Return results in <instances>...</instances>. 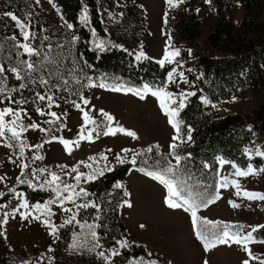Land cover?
<instances>
[{
    "label": "rangeland",
    "instance_id": "obj_1",
    "mask_svg": "<svg viewBox=\"0 0 264 264\" xmlns=\"http://www.w3.org/2000/svg\"><path fill=\"white\" fill-rule=\"evenodd\" d=\"M35 2L42 20L46 22L52 20L53 23L56 21L67 27L58 6L52 0H35ZM116 3L124 8L134 6L141 8L144 30L138 29V25L135 24L136 37L140 39L137 41L135 37L132 39L137 54L143 51L149 59L159 61L164 58L166 50L171 52L179 49V55L174 57L172 62H165V64H174L169 72L172 73V79L170 80L168 76L165 86H148L152 91L164 89L171 93L172 86L176 84L184 94L188 87L187 73L193 70L196 59L192 54L186 56L183 53L186 50L185 44L176 42L172 34L164 30L167 14L177 19L182 11V3L175 7L169 5L168 0H116ZM3 12L5 7L0 0V14ZM197 12L202 18L198 39L200 42H205L217 17L205 8ZM246 16L244 6L235 0L231 13L234 26L239 27L241 20ZM131 19L136 17L132 15ZM262 21L264 23V14ZM112 27L119 29L120 26L112 24ZM180 73H183V77ZM54 83L55 80H51V86ZM102 83L104 87L100 86ZM144 85L147 84H143L139 89H133L107 85L102 80L99 82L89 80L81 89L80 98L77 100L74 93L70 96L64 93L58 99L61 105L55 106L54 103L57 102L48 99L55 91L49 88L50 96L40 93L39 96H44L45 99L40 100L37 97L36 101L27 104L20 97L9 92L10 89L0 72V89H2L0 110L12 108L19 112L21 119L17 121L15 127L17 131H20L21 125L26 128L18 139H10L11 132L7 129L5 136L0 137V177H3L0 180V193L6 185H12L23 178L27 180L30 175L45 167L64 166L68 173L82 164L83 170L78 171L76 175L83 174L84 179L88 181L92 180L88 178L89 176L98 178L101 173L111 169L118 157L123 161H132L135 158V162L138 161L143 167L135 165L131 169L127 179L128 198L119 209V216L128 232L124 240L145 245L169 264H242L245 259H248L250 264H260V260H264V244L255 241L264 238L258 239L252 229L264 223V200L249 199L243 195V192L264 194V171H259L264 168V156L257 155V151L264 152V142L257 138L244 149L248 158L253 159L257 156L262 158V163L258 167L250 164L257 170L255 174L237 176L235 173L238 169L246 171L249 165L242 168L236 162L219 157L218 172L212 187L211 177H207V181L200 180L197 176L182 170V159L177 163L176 156L180 154L176 149L173 153L171 147L174 143L179 145V140L174 139L177 136L176 128L170 123L171 118L162 107L161 98L153 95L152 91L145 92ZM115 87H120L122 90L113 91ZM136 90H140V95H137ZM141 96L144 98L142 99ZM256 96V93L247 88L237 97L227 101L212 103L205 99V111L212 117L224 116L227 113L247 115L258 103ZM85 99L89 101L88 104L84 103ZM165 102L168 107L174 108L172 100L165 98ZM65 104L66 106H62ZM52 112L56 113V117L51 115ZM84 112H88L95 120V124L87 125L84 131V135H87L88 129H94L91 139L79 138L84 126ZM102 112L110 114L114 119L108 121ZM14 119L12 114L4 117L9 126H12L10 122ZM32 124L38 127H30L29 125ZM109 125L113 129L122 126L135 132L136 136L132 137L120 131H116L115 135H105L104 132ZM63 140L78 141V144L71 143L66 146ZM9 143L12 145L11 148L7 146ZM21 144L24 145L23 149ZM37 145L41 146L37 147ZM149 147L155 149V155H145V150ZM124 149L130 151L124 152ZM37 157L41 158L37 159ZM169 165L178 169L176 177L184 182L185 192H191L193 198L201 205L197 209V217L200 219L196 225L193 224L191 212L185 210L186 206L172 208L168 205L166 186L147 174L162 171ZM52 174H49L51 183H48L56 190L53 197L44 202L30 203L25 192L17 190L15 193V198L19 200L17 206L11 208L7 203L0 205L1 220L7 221L2 222L0 233V238L4 241V245L0 246V264H101L104 259L99 253L106 254L112 251V247L108 245L109 242L112 243V239L105 237L108 228L102 227L99 217L83 216V218H75L70 224L65 223L75 215L78 199L84 195L81 190L85 191L79 188L65 191L64 185L60 184V175L56 174L59 179L53 180ZM231 181L239 183L240 195H237V188ZM225 183L227 187H221ZM73 193L79 195H74L72 200L64 199ZM217 193L219 198H216ZM25 201L28 207L23 206ZM50 201L55 203H49ZM207 201L213 202L208 203L206 207L203 206V202ZM230 202L239 206L233 207ZM37 204L41 206L39 209L34 207ZM65 209L72 211L68 212ZM21 214L27 216V219ZM37 216L40 219H36ZM45 220L50 223L45 224ZM89 225L96 227L89 228ZM225 225L229 226L230 233H238L242 237L251 232L254 242L247 244V247L259 259H251L245 251V245L231 241L229 244L217 243L215 247L206 250L204 240L196 235L197 230L211 242L214 234L221 233ZM52 226L57 229L54 234ZM93 231L96 233L95 239L92 236ZM74 243L77 245L75 248L72 247ZM126 264L158 263L154 260L136 259Z\"/></svg>",
    "mask_w": 264,
    "mask_h": 264
},
{
    "label": "trees",
    "instance_id": "obj_2",
    "mask_svg": "<svg viewBox=\"0 0 264 264\" xmlns=\"http://www.w3.org/2000/svg\"><path fill=\"white\" fill-rule=\"evenodd\" d=\"M52 1L58 6L67 27L56 21L42 20L35 0H2L5 12L0 14V65L4 67L2 76L9 92L29 104L36 101L40 93L50 96L48 90L53 88L55 92L50 97L57 102L54 105L59 106L58 99L64 93L69 96L74 93L76 100L79 99L81 89L89 80H102L107 85L133 89H139L143 84L152 87L166 85L173 63L161 65L149 58L136 59L132 39L135 37L137 41L140 38L136 37L134 25H138V29L144 28L140 7L124 8L116 0ZM238 1L247 16L237 28L231 17L235 0H183L179 17L175 19L167 14L164 25L165 32L171 33L176 42L185 44L183 53L186 56L192 54L196 59L193 70L187 73L185 95L181 96L176 84L171 89L174 108L181 100L184 103L176 117L180 122L181 137L176 152L182 157L181 167L185 173L203 181L211 177L212 187L219 157L236 162L242 168L250 164L258 167L262 163L259 156L248 158L244 149L257 138L264 142V0ZM203 8L216 15L217 21L205 42H200L202 18L197 11ZM85 9L86 22L81 20ZM8 12L15 14L26 27L21 28L17 21L5 15ZM132 15L136 19H131ZM112 24L120 26L119 29L113 28ZM24 31L29 33L28 39L24 38ZM24 44L36 49V53L25 52ZM28 63L33 68H27ZM13 68L16 73L11 71ZM51 80H55L52 86ZM247 88L256 93L258 99L249 114L227 113L212 117L205 111V99L212 103L227 101ZM189 130L190 141L187 139ZM149 148L151 151L145 150L144 154L155 155V149ZM138 163L116 160L111 169L88 181L83 175L77 179V172L83 170L82 164L68 173L64 166L45 167L27 180L23 178L6 185L0 195V205L17 206V190L24 191L30 203L46 201L56 191L48 183L49 174H58L64 187L69 185L71 189H84L87 193L78 199L77 205L89 206L76 207L75 218L99 217L102 227L108 228L105 237L112 239V243H108L112 251L104 254L101 264H126L136 259L169 264L145 245L124 240L128 232L119 209L128 198L130 171ZM1 229L0 216V233ZM254 235L258 239L264 238V228H258ZM121 241L125 246H121ZM1 245H4L3 238H0ZM113 251L118 254L113 256Z\"/></svg>",
    "mask_w": 264,
    "mask_h": 264
},
{
    "label": "snow or ice",
    "instance_id": "obj_3",
    "mask_svg": "<svg viewBox=\"0 0 264 264\" xmlns=\"http://www.w3.org/2000/svg\"><path fill=\"white\" fill-rule=\"evenodd\" d=\"M168 3H169V5H172V6L175 7V6H178L179 3H183V0H175V2H174V0H168ZM5 15L11 17V19L14 20V21H17V23L19 24V26L21 28H25L26 27L22 22H20L18 20L17 16L15 14H13L12 12L5 13ZM81 20H83L85 22L88 20L87 10L86 9H85V12L81 16ZM68 27L71 28L72 25L69 24ZM23 35H24L25 39L29 38V33L27 31H24ZM13 39H15V37H13ZM23 48H24L25 52H28L30 54L36 53V51H37L36 49L31 48L28 44H24ZM178 55H179V49H176L175 51H171V52L166 50L164 58L159 60L158 63L163 65V64H165L166 61L167 62H172L174 57H176ZM141 58L148 59L146 53H144L143 51H140L136 55V59L137 60H140ZM27 68L31 69V68H33V65L31 63H28L27 64ZM3 71H4V67H3V65H0V72H3ZM11 71L14 72V73L17 72V70L15 68L11 69ZM17 75H19V74L17 73ZM180 76L183 77V73H180ZM169 79L170 80L172 79V73H169ZM44 83H46V81H44ZM100 86L104 87L105 85L102 83ZM21 87H24V85H21ZM112 90L113 91H121L122 89L120 87H115ZM0 91H2V89H0ZM128 91H133V90L132 89H128ZM144 91L148 92V91H152V89L148 85H144ZM136 93H137V95H140V90H136ZM152 94L156 95V96H159L161 98L162 107L165 108L167 114L171 118L170 119V123H173V125H174V127L176 128V131H177V136L174 139L180 140L181 139V137L179 136L180 122L177 121L175 118L179 115V109H182L184 107L183 101L181 100V102L179 103L177 108H170V107H168V104L165 102V98H167L168 100H172V97L174 96L173 93L166 92L164 89H158L156 91H152ZM184 95L185 94L181 93V96H184ZM141 98L143 99L144 97L141 96ZM39 99L43 100V99H45V97L44 96H39ZM48 99L51 101L52 98L48 97ZM88 102L89 101L87 99L84 100L85 104H88ZM172 102H175V101L173 100ZM18 103H22V102H18ZM76 106L79 107V105H76ZM21 111H23V109H21ZM38 111H39V109H38ZM8 114H12L15 117V119L10 122V124L12 126H9V123H6L5 120H4V117L6 115H8ZM41 114H43V113H41ZM102 114L107 118L108 121H112L114 119V117H112L108 113H103L102 112ZM51 115L56 117V113L55 112H52ZM20 119H21L20 113L14 111L12 108H5V109L0 110V137L5 136V129H7V131L11 132L10 139H18L19 136H20V133L23 132V131H26V128L23 125L20 126V131H17L15 125H16L17 121H19ZM57 119H59V117H57ZM89 124H95V120L92 117H90L88 112H84V126H82V129H81V134H80V137H79L80 139H91L92 138V132L94 131V129H88L87 130V135H84L85 128ZM29 126L33 127V128L38 127V125H36V124H32V125H29ZM116 131L124 132L127 135L132 136V137L136 136L135 132H133L131 130L124 129L122 126H117L116 129H113L110 125L108 126V129H107V131L104 132V134L105 135H109V134L115 135ZM187 139L189 141L192 139L191 130H189V133L187 135ZM63 143L66 146H68L71 143H77L78 144V141L77 142H73V141L63 140ZM7 146L10 147V148L12 147L11 143H9ZM40 146L41 145H37V147H40ZM23 147H24V145L21 144V149H23ZM171 147L173 149V153H175V149L178 147V145L174 143L173 145H171ZM70 150L71 149L69 148V151ZM123 151L124 152H128L130 150L129 149H124ZM147 151H151V148L147 149ZM257 155L264 156V152L257 151ZM40 158L41 157H37V159H40ZM105 159H106V157H105ZM181 159L182 158L179 155L176 156L177 163H179ZM117 160H118L119 163H123L124 162L119 157L117 158ZM132 163H135V158H133ZM23 167H27V165H23ZM41 171H43V170H41ZM74 171H75V169H74ZM177 171H178V169H176L172 165H169L167 168H164L162 171L148 172L147 174L152 176L154 179L159 180L162 184H164L166 186V188L168 189L167 203H168V205L170 207H172V208H181V207L187 206L185 210L191 212L193 224L196 225L198 219H200V218L197 217V209L201 205H200V203H198L193 198V194L191 192H185V188L183 186L184 182L180 181L176 177V172ZM259 171H264V168H261ZM256 172H257V170L252 168L251 165H249V167H248V169L246 171L238 169L236 171L235 175H237V176H247V175H250V174H255ZM101 174H103V173H101ZM81 175H83V174H81ZM52 176H53V180H58L59 179V177H57L55 173H53ZM79 178L80 177L77 176L78 180H79ZM88 178L89 179H94L95 177L94 176H89ZM2 179H3V177H0V180H2ZM49 183H51V181ZM231 183L235 184V186L237 188V195H240L241 194V188H240L239 183L237 181H231ZM117 186L119 187V185H117ZM221 187H227V183L222 184ZM64 190L65 191H70L71 190V186L65 185ZM81 193L84 194V195H87V193L83 192V190H81ZM0 195H3V194L0 193ZM58 195H59V191H58ZM74 195H79V194L73 193V195H69V196L65 197L64 199L72 200L74 198ZM243 195H245L249 199L264 200V194H261V193H251V192L244 191ZM173 198H175V199H173ZM216 198H219V194L218 193H217ZM178 201H180V202H178ZM211 202H213V201L203 202V206L206 207L207 204L211 203ZM49 203H55V201H50ZM230 203H232V202H230ZM61 204H63V200H61ZM23 206L24 207H28L27 201L24 202ZM88 206H89L88 204L77 205V208H80V207H85L86 208ZM129 206H131V205H129ZM232 206L233 207H238L239 205H237L235 203H232ZM34 207L39 209L41 206L37 204ZM45 207L47 208V205H45ZM17 211H19V209H17ZM48 211H49V214H51L50 208L48 209ZM65 211L71 212L72 209H65ZM21 215L23 216V218L27 219V216H24V214H21ZM35 218L36 219H40L39 216H37ZM73 220H75V215H73L71 218L66 220L65 223H69L70 224V223L73 222ZM2 222L6 223L7 221L3 220ZM205 222L206 223H216V224H220L221 223L219 221H216V222L205 221ZM44 223L45 224H49L50 222L48 220H45ZM88 227L89 228H93V227H96V225H89ZM228 228H229V226L225 225L224 230L221 233L214 234L213 241H211V242L205 236H203L202 233L199 230H197L196 235L201 240H204L205 249L206 250L210 249L211 247H215L217 243H219V244H229L230 241H231V242H234L236 244L245 245V251L247 252V255L251 259H253V260L259 259V257L255 256L253 254L252 250L247 247V244L254 242V238L252 237V233L249 232L246 236L242 237L238 233H230ZM258 228H264V225L256 226L255 228L252 229V232L257 231ZM56 231H57L56 227L52 226L53 234ZM92 236H93L94 239L97 238L96 237V233L94 231L92 232ZM255 242L264 244V240L255 241ZM120 244H121L122 247L125 246V242H123V241H121ZM72 247L75 248V247H77V245L74 243L72 245ZM90 250H94V249H90ZM117 254L118 253L116 251L112 252L113 256H115ZM99 255L100 256H104V253L100 252ZM105 259H108V257H105ZM242 264H250V261L248 259H245L242 262ZM260 264H264V260H260Z\"/></svg>",
    "mask_w": 264,
    "mask_h": 264
},
{
    "label": "bare ground",
    "instance_id": "obj_4",
    "mask_svg": "<svg viewBox=\"0 0 264 264\" xmlns=\"http://www.w3.org/2000/svg\"><path fill=\"white\" fill-rule=\"evenodd\" d=\"M155 205V204H154Z\"/></svg>",
    "mask_w": 264,
    "mask_h": 264
}]
</instances>
